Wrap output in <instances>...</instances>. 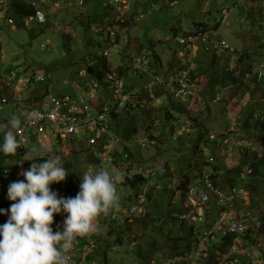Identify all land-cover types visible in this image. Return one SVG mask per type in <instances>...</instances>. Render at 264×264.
<instances>
[{
	"label": "rangeland",
	"instance_id": "1",
	"mask_svg": "<svg viewBox=\"0 0 264 264\" xmlns=\"http://www.w3.org/2000/svg\"><path fill=\"white\" fill-rule=\"evenodd\" d=\"M57 1L61 2L62 8L58 9V15L50 21L48 28L42 25L43 30L36 31L37 25L26 29L21 24L13 28L10 23L0 20V66L19 68L21 77H30L32 72L39 70L50 72L48 80L26 89V95L44 94L47 85L54 93L68 92L63 79L76 72L83 55L89 49L96 53L109 46L110 66H121L126 82L124 97L117 95L113 98L112 92L106 94L108 103L114 109L118 107L116 124L118 122L120 133L123 129L121 124H129L135 128L130 138H126L129 141L139 140L147 132L156 139V143L149 147L131 142L127 147L129 160L164 162L168 167L163 175L153 178L164 187L151 190L149 199L145 200L144 213L131 211L138 185H116L118 206L107 214H98L93 219L96 230L79 236L80 242L84 241L86 245L84 255L87 258L83 264H91L88 263L90 260H94V264H145L141 254H151V259L164 258L171 255L173 246L175 251L185 249L193 237L189 227L178 220L177 214L187 208L189 199L175 190L177 182L188 175L189 182L202 186L201 177L215 172L227 176L218 177L227 186L235 164L245 159L250 164L253 159L264 156V79L255 80L251 76L264 51V0H126L127 6L114 0H87L86 5H80L78 0L72 5L64 4V0ZM150 3H156L158 7L149 10ZM249 10L250 18L247 15ZM226 13L224 20L213 29L216 34L211 33L214 44L219 43V36L227 46H233V55L239 57L245 51L247 59L240 64L235 58L230 60L229 55H225L229 53L224 51L217 54L218 64L234 66L236 74H241L240 84L243 83L238 87L228 85L211 89L204 75H195L192 76L194 86L202 100L175 98L164 88L163 81L168 80L173 69L189 68L190 72L197 66L198 59L202 64L205 60L199 56V42L195 41L193 49L187 53L175 39V33L196 31L199 23L213 21ZM86 21L90 22L89 30L83 28L82 22ZM108 23L118 26V36L112 41L105 39V32L101 37L98 31ZM31 32L37 34L31 35ZM208 34L203 32L201 36ZM78 38L82 41L79 42ZM45 39L50 42L44 46ZM213 39L206 43L208 47H212ZM138 48H149L154 52L153 63L148 66L149 74L130 68L131 55ZM153 75L156 83L149 85V76L152 79ZM157 91L161 93L157 95ZM255 111L261 114L255 115ZM12 117L19 118L13 107L3 106L0 109V128H4L3 121ZM244 122L249 124L246 129L241 127ZM254 122H260V129L254 126ZM232 123L244 129L254 142V150H238L226 156L216 142L209 139L210 134L216 137ZM176 126H184L185 130L179 134ZM202 130L207 132L206 137L197 140ZM53 154L56 155L47 151L44 156ZM59 154L62 159L73 162V168H77L80 174L89 168H99L93 161L95 156L84 145L78 149L69 146ZM4 161L6 165L14 166V159ZM106 169L110 170V167ZM22 179L23 175L17 178L13 173H5L3 163H0L1 195L6 193L10 182ZM62 182L67 197V183L65 180ZM247 201L245 204L251 203L249 196ZM221 204L219 200H212L209 214L217 217L215 209ZM251 211L259 217L264 216V191L258 207ZM65 215L63 212L53 214V231L61 225ZM116 236L120 241H116ZM104 257L106 261H103Z\"/></svg>",
	"mask_w": 264,
	"mask_h": 264
},
{
	"label": "built area",
	"instance_id": "2",
	"mask_svg": "<svg viewBox=\"0 0 264 264\" xmlns=\"http://www.w3.org/2000/svg\"><path fill=\"white\" fill-rule=\"evenodd\" d=\"M64 1V4L72 5L77 0ZM114 1L127 6L126 0ZM26 3L33 12L15 18L10 15L11 0H0V20L10 23L13 28L22 25L26 29L32 25H45L48 28L50 21L58 15V9L62 8L61 2L57 0H31ZM78 3L86 5L87 0H78ZM157 7L156 3H150L149 10ZM226 16L227 13L223 14L222 18H216L207 23L213 25L224 20ZM104 28H99L98 31L101 37L105 32L107 41H112L118 36L116 24L108 23ZM213 29L214 27L206 30L199 28L188 33H175V39L183 45L187 53L193 49L196 41L204 43L205 49H213L218 55L227 50L226 52L233 58L234 48L231 45L227 46L223 38L217 36L219 43L214 44L212 34L216 32ZM203 32L209 34L203 37L201 36ZM210 39H213L212 47L206 45ZM78 41L82 39L78 38ZM49 42V39H45L44 46ZM153 54L154 52L149 48H138L131 55L130 68L149 74L148 66L153 63ZM262 55L261 62L251 73L255 80L264 79V51ZM109 58V46H104L96 53L89 49L83 55L82 63L74 72V76H66L63 79L68 92L54 93L47 85V91L44 94L36 95H26L25 91L36 83L48 80L50 77L48 70L34 71L30 77H21L19 68L0 66V109L3 106H12L19 116L18 119L21 120L23 129L18 137L21 144L17 147L15 154L0 155V163H3L5 173H13L17 178H21V170L25 169L26 161L30 160L24 159L25 157H42L46 154V148L50 149L49 152L60 156L59 153L64 152L69 146L78 149L84 145L95 156L93 161L99 165L97 170L107 166L110 170L115 167L122 173L123 178L119 183L134 182L138 185L136 202L131 211L144 213L148 192L164 187L153 178L163 175L168 167L164 162L129 160L127 147L131 142L136 141V144L141 147H149L156 143V139L147 132L143 138L129 141L117 131L112 110L116 112L118 107L114 109L108 103L106 94L112 92L113 98L117 95L124 97L126 82L124 70H121V66L116 68L110 66ZM89 66L92 67V73L88 71ZM97 73H101V76H97ZM154 77L156 76L153 75L151 79L149 76V85L156 83ZM164 81V88L175 98L195 97L198 102L202 100L200 93L195 89L194 81L190 79L189 68L173 69L168 80ZM28 83L31 84L28 85ZM254 114L261 113L255 111ZM9 119L3 121L4 128H0V136L7 129ZM187 125L189 126L188 122ZM236 126H238L236 123H232L227 130L219 132L216 137L213 134L209 136V139L216 142V146L223 155L231 156L238 150L255 149L254 142L241 128L242 125L238 128ZM175 130L180 134L185 127L176 126ZM9 158L14 159V166H8L3 162V159ZM104 164L105 166H100ZM254 173L259 175L264 187V162L258 161L245 163L236 177L235 184L231 186L229 183L224 186L218 177H212L210 174L201 177V181L204 182L202 186L199 185L200 183L188 182L185 195L189 202L187 208L179 212L177 217L182 224L189 227L193 241L182 253L174 256L167 255L164 258L154 257L147 264H199L200 260L206 256L209 244L226 235L230 236V243L227 249L219 254L216 264H264V220L251 211L249 203L245 204L248 202V196L250 202V188L244 185L247 181L246 176ZM62 185L56 191L58 196H66ZM1 186L0 182V190ZM212 200L222 202L221 206L215 209L217 217L209 214L212 210ZM11 203L13 201L7 199L6 193L1 195L0 191V207L7 209ZM241 206H243L242 209ZM6 219V214H0V223L5 222ZM80 241L77 236L73 242V248L69 253L71 264H83V260L87 258L84 255L86 245L84 241ZM88 263L94 264L95 261L90 260Z\"/></svg>",
	"mask_w": 264,
	"mask_h": 264
},
{
	"label": "clouds",
	"instance_id": "3",
	"mask_svg": "<svg viewBox=\"0 0 264 264\" xmlns=\"http://www.w3.org/2000/svg\"><path fill=\"white\" fill-rule=\"evenodd\" d=\"M7 125L0 136V155L15 154L21 144V120L12 117ZM22 175L24 179L7 186L6 197L13 203L7 209L0 207V214L7 215L0 223V264H71L75 238L95 231L93 219L118 206L116 185L123 178L121 171L86 169L80 174L79 191L67 197L49 187L68 175L59 155L33 161ZM61 212L66 215L53 231V214Z\"/></svg>",
	"mask_w": 264,
	"mask_h": 264
},
{
	"label": "trees",
	"instance_id": "4",
	"mask_svg": "<svg viewBox=\"0 0 264 264\" xmlns=\"http://www.w3.org/2000/svg\"><path fill=\"white\" fill-rule=\"evenodd\" d=\"M11 8L12 11L10 13V15H12L13 17L17 18L20 15H24V14H29L33 12L32 8H29L27 3L25 2V0H11ZM248 17L250 18V10L248 11ZM223 15H221V17L218 18H222ZM82 25L84 26L83 28H85L86 30L90 29V22L86 21V22H82ZM215 25H217V23L213 24V25H209L208 23H199L196 28L199 29L200 27H202V30H206L209 29L211 27H215ZM44 27L42 25L37 26L36 31L38 30H43ZM194 31V30H193ZM191 32V31H190ZM31 35H36L37 32H31ZM200 45V51H199V56L203 57L204 60V64H202V62H200V60H197V66L192 70H190V79L192 81L193 77L195 75H199V76H203L206 77L207 79V86L211 89H213L214 87H226L228 85H233V86H239L241 85L243 82H241L240 84V80H241V74H236V69L229 66V64H218V60L219 57L217 56V53L210 48L205 49V46L202 42L199 43ZM211 51V52H210ZM227 51V50H226ZM228 53V52H227ZM225 55H229L230 60L231 59H237L238 63H242L243 61L245 62V60L247 59V54L245 51H243L242 55L236 56V54L234 55L233 58H231L230 54H225ZM101 63H103L101 61ZM245 70H243L244 72ZM74 72L71 74V76H74ZM97 76H101V73H97ZM245 90H243L244 92ZM246 92V91H245ZM244 92V93H245ZM159 91L156 92V94L158 95ZM243 95V94H242ZM213 97V96H212ZM130 107H133L132 105H130ZM112 116H113V121L114 124L116 126L117 131L120 133L119 131V127H118V122L116 124V118H117V112H114V110H112ZM134 117V116H133ZM247 123H249L248 121H246ZM246 122L242 123V127H245V129L248 127L246 124ZM260 122H254V126L258 127L260 129L261 126H259ZM123 125V129H122V133H120L122 136H124L125 138H130V136L133 134V131L135 130L134 126H130L129 124H121V126ZM261 125V124H260ZM118 127V128H117ZM207 132L205 131H200L197 140H199L200 138H204L206 137ZM153 138H155L153 135H151ZM197 145V144H196ZM4 158V157H3ZM47 159V156H42V157H33L32 159L26 161L25 163V169L33 162H42L43 160ZM63 162V166L67 169L68 171V175L66 176V178L64 179L67 183V189H66V193L68 196H75V194L77 193V191H79V183H80V172L77 170V168H73V162L67 160V159H62ZM264 162V156H262L261 158H257V159H253L251 161L252 162ZM3 162L4 159H3ZM246 163V159L243 160L241 163H237L235 164V166L232 168L233 169V174L231 177H228V181H229V185H234L236 182V177L239 175L240 170L242 168V166ZM23 172V169H22ZM217 172V171H216ZM212 177H224L226 178V175H221L220 173H211L210 174ZM63 181V180H62ZM62 181L59 182H53L49 185L50 189L57 191L61 184L63 183ZM189 180H188V175L183 176L176 184L175 186V190L176 191H180L181 192V196H185V191H186V187L188 184ZM125 184L127 182H124ZM131 185H135L136 184L134 182L131 183ZM246 187L250 188V191L252 192V194L250 195V202L249 203V208L250 209H256L258 207V202L262 199L263 196V184L261 183V180L259 178L258 174H250L248 176L247 181L244 184ZM261 189V192L259 190ZM152 191H149L147 194V199H149L150 194ZM262 220H264V216L261 217ZM184 225V224H183ZM116 241H120L119 237L116 236ZM230 243V236L226 235L223 238L216 240L214 243L209 244V247L207 249V254L206 256L203 257V259L201 260L200 264H216L217 261V257L219 256L220 253L224 252L228 245ZM186 249V248H185ZM185 249H180V251H175L176 248L173 246L172 251H171V255L174 256L175 254H180L182 253ZM90 257V256H88ZM141 257L143 258V260L146 262L145 264H147L150 260H151V254H147V255H143L141 254ZM103 261H106V258L104 257Z\"/></svg>",
	"mask_w": 264,
	"mask_h": 264
},
{
	"label": "water",
	"instance_id": "5",
	"mask_svg": "<svg viewBox=\"0 0 264 264\" xmlns=\"http://www.w3.org/2000/svg\"><path fill=\"white\" fill-rule=\"evenodd\" d=\"M88 71H89L90 73H92V67H91V66L88 67Z\"/></svg>",
	"mask_w": 264,
	"mask_h": 264
},
{
	"label": "bare ground",
	"instance_id": "6",
	"mask_svg": "<svg viewBox=\"0 0 264 264\" xmlns=\"http://www.w3.org/2000/svg\"><path fill=\"white\" fill-rule=\"evenodd\" d=\"M21 173H22V170H21Z\"/></svg>",
	"mask_w": 264,
	"mask_h": 264
},
{
	"label": "crops",
	"instance_id": "7",
	"mask_svg": "<svg viewBox=\"0 0 264 264\" xmlns=\"http://www.w3.org/2000/svg\"><path fill=\"white\" fill-rule=\"evenodd\" d=\"M45 28H47V26Z\"/></svg>",
	"mask_w": 264,
	"mask_h": 264
}]
</instances>
